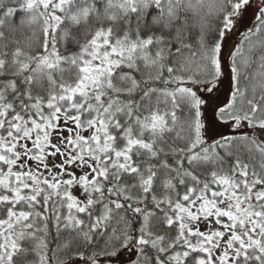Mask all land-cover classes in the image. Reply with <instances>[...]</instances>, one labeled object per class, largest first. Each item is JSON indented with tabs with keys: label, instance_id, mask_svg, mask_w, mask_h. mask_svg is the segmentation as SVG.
I'll use <instances>...</instances> for the list:
<instances>
[{
	"label": "snow or ice",
	"instance_id": "obj_1",
	"mask_svg": "<svg viewBox=\"0 0 264 264\" xmlns=\"http://www.w3.org/2000/svg\"><path fill=\"white\" fill-rule=\"evenodd\" d=\"M248 4L0 0V264H49L62 233L69 254L57 261L53 249V264H102L127 249L136 264L193 253V264H264V83L248 96L237 67L256 63L264 79V53L252 55L264 41L251 43L264 6L229 54L231 98L214 112L260 137L225 136L204 119L222 42ZM25 27L28 51L15 39Z\"/></svg>",
	"mask_w": 264,
	"mask_h": 264
},
{
	"label": "trees",
	"instance_id": "obj_2",
	"mask_svg": "<svg viewBox=\"0 0 264 264\" xmlns=\"http://www.w3.org/2000/svg\"><path fill=\"white\" fill-rule=\"evenodd\" d=\"M210 2V0H209ZM259 13V12H258ZM25 15L22 12H18L16 15V21L18 22L19 18L21 16ZM259 16V14L257 15ZM256 16V17H257ZM211 19V18H210ZM251 25L246 29L243 30V32L241 34H239V37L237 38L236 42H235V46H238L242 40V38L244 37L245 33L252 30L254 28L255 25H257V20L256 18L252 21V23H250ZM32 35V29H29L27 27L21 29L20 31H18L17 33H15V39L20 41L19 46L24 48L26 51H28L29 49H27L26 47V39L28 37H30ZM37 35L41 37L42 39V33L39 32V30H37ZM195 35L196 33H193L192 36V40L190 41L191 43H193L194 48H195ZM261 41H264V33H260L258 35H254L253 37H251V43L254 45H259ZM16 45H11L10 46V50L12 47H15ZM248 47L249 44L246 42L244 45V53L245 55L248 54ZM261 53H264V48L258 47L256 49V51L254 53H252L253 55V59H255L256 57H258ZM232 66V59L230 57L229 62H228V66L229 68H231ZM193 68L195 67L194 65L192 66ZM237 67H240L241 73H240V86L242 88H247L248 89V93L247 95L250 96L251 95V88L253 85H256L257 87V95H259L260 93V87L259 85L261 83H264V79H262L261 77H259L258 75H256L257 73V68L258 65L256 63H252L250 67H248L247 69L243 68V65L241 64V58L238 57L237 59ZM247 77V78H246ZM253 77H255V79H253ZM232 87V86H231ZM202 95H206V93H202ZM231 98V96H230ZM229 98V100H230ZM227 125V124H225ZM229 126V125H228ZM233 129V132H230L228 135L226 136H231V135H235L237 137L240 136H245V135H254L257 137H260L261 133L260 130H253L252 128L245 126L240 127L239 129L235 128L234 126H230ZM65 135H67V133H65ZM219 139V138H218ZM239 155L241 157L242 160H244L245 162L249 163L250 165H256L258 167L259 161H260V157L258 154L256 153H248V151L246 149H241L239 152ZM250 155L253 157L250 159ZM228 162L229 164H231L233 162V158L232 157H228ZM57 162H59V157L56 158ZM77 172H79V169H76ZM74 192H76L78 195H83L81 192H79V190L74 189ZM113 224H115V221H113ZM200 229L201 231H207V226L204 222L200 223ZM53 236H55V233H53ZM66 237V234L62 233L61 237L59 240L57 239H53L52 242L49 244V264H53V260H52V250L53 249H57L56 251V257H57V261L59 260H64L67 258L68 256V252L66 251H60L58 250L57 246L62 244L64 239ZM195 239V238H193ZM75 249L73 248L72 251H74ZM200 255L199 253H193L187 261V264H193V259L192 257L194 256H198ZM136 255L134 254L133 249H127V250H122L121 253L119 254L118 257H106L101 255L100 256V260L102 261V264H113V261L115 262V264H136Z\"/></svg>",
	"mask_w": 264,
	"mask_h": 264
},
{
	"label": "rangeland",
	"instance_id": "obj_3",
	"mask_svg": "<svg viewBox=\"0 0 264 264\" xmlns=\"http://www.w3.org/2000/svg\"><path fill=\"white\" fill-rule=\"evenodd\" d=\"M264 6V0H249V4L245 7L242 19L238 18L240 22L237 23L235 28L230 31L225 41L222 42V76L217 84L215 93L212 94V101L210 104L205 105L204 119L206 124H210L215 120L214 112L217 110V104L224 106L225 102L229 100L231 96L232 81H231V68L227 67L230 59V53L234 51V46L239 34L246 30L252 23V21L259 14L260 8ZM206 93L204 96H208ZM217 97L219 98L217 100ZM216 124H219L218 131L223 135H228L233 132V129L225 124H221L218 120H215ZM220 138L216 136V139Z\"/></svg>",
	"mask_w": 264,
	"mask_h": 264
}]
</instances>
